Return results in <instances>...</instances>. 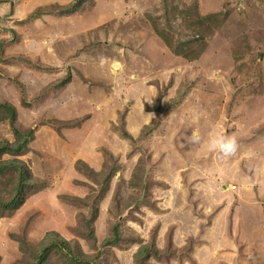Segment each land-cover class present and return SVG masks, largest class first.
<instances>
[{"label":"rangeland","instance_id":"rangeland-1","mask_svg":"<svg viewBox=\"0 0 264 264\" xmlns=\"http://www.w3.org/2000/svg\"><path fill=\"white\" fill-rule=\"evenodd\" d=\"M262 110L264 0H0V264H264Z\"/></svg>","mask_w":264,"mask_h":264},{"label":"clouds","instance_id":"clouds-1","mask_svg":"<svg viewBox=\"0 0 264 264\" xmlns=\"http://www.w3.org/2000/svg\"><path fill=\"white\" fill-rule=\"evenodd\" d=\"M148 117H153V114H148ZM193 142H200L201 137L198 134H194L192 137ZM206 148L209 152H214L220 156L227 158L234 155L238 150V142L234 135H228L224 132H218L210 135L205 142ZM251 181L246 178L245 183L242 184V188H250Z\"/></svg>","mask_w":264,"mask_h":264},{"label":"trees","instance_id":"trees-1","mask_svg":"<svg viewBox=\"0 0 264 264\" xmlns=\"http://www.w3.org/2000/svg\"><path fill=\"white\" fill-rule=\"evenodd\" d=\"M28 136V133H25V134H23L22 136H21V138L23 139V140H18L17 142H15L16 144H17V146H16V149H18V150H23V148H25L24 146H25V137H27ZM8 147L9 146H3L1 149L3 150H7L8 149ZM16 163H18V164H20V161H18V160H13L11 163H9V166L8 167H10V166H15L14 164H16ZM19 178V180L17 181V186H16V189H15V191H14V193H13V197H12V199L10 200V202L8 203V204H11V203H14L15 201H16V198H19V196L21 195V193H22V183H24V180H26L25 178H24V174H20V176L18 177ZM22 186V187H21ZM19 202H22V200H20ZM12 205H15V206H17V204L16 203H14V204H12Z\"/></svg>","mask_w":264,"mask_h":264},{"label":"bare ground","instance_id":"bare-ground-1","mask_svg":"<svg viewBox=\"0 0 264 264\" xmlns=\"http://www.w3.org/2000/svg\"><path fill=\"white\" fill-rule=\"evenodd\" d=\"M262 107H263V106H262ZM262 111H264V110H262ZM262 111H261V112H262Z\"/></svg>","mask_w":264,"mask_h":264}]
</instances>
